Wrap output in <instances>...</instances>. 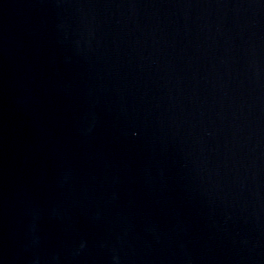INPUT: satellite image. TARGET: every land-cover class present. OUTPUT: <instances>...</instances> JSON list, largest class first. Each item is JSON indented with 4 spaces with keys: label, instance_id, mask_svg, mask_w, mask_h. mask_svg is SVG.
Instances as JSON below:
<instances>
[{
    "label": "water",
    "instance_id": "obj_1",
    "mask_svg": "<svg viewBox=\"0 0 264 264\" xmlns=\"http://www.w3.org/2000/svg\"><path fill=\"white\" fill-rule=\"evenodd\" d=\"M0 264H264V0H0Z\"/></svg>",
    "mask_w": 264,
    "mask_h": 264
}]
</instances>
